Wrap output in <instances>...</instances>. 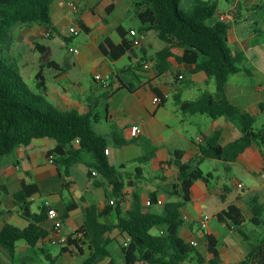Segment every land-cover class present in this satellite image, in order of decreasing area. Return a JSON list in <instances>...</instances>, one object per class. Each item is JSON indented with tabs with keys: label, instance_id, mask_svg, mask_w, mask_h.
Segmentation results:
<instances>
[{
	"label": "crops",
	"instance_id": "obj_1",
	"mask_svg": "<svg viewBox=\"0 0 264 264\" xmlns=\"http://www.w3.org/2000/svg\"><path fill=\"white\" fill-rule=\"evenodd\" d=\"M70 1L77 3L78 10L69 7ZM122 1L129 3L125 13L128 14L134 9L138 18L135 8L138 0H54L51 6L52 24L19 25L17 39H28L40 50L43 49L45 54L52 55L54 46L41 44L37 38L43 36V33L48 30H51V36L55 33H65V36L63 35L65 43L62 45L73 54V59L71 62L65 60L60 62L53 57L47 58L40 63L39 69L34 67L31 70L27 69L29 63L23 61L20 73L23 78L27 76L39 88L37 74L42 70L46 90L43 91L41 88L39 90L49 103L61 110L74 109L80 113L91 112L93 129L109 139L107 155L110 163L116 167L122 166L120 172L123 176L124 173L126 174V180L134 181L135 191L141 197L144 211H162L167 201L177 200L176 196L172 197L169 194V190L177 182L179 172L175 163V151H183L182 161L184 163H189L192 167L198 165L201 167L206 159L202 156L201 149L206 146L211 135L220 131V143L227 145L239 138L242 131L239 124L227 116L213 119L207 114H190L180 109L175 101L176 96L184 100H194L205 91L214 93L216 88L214 81L209 79L204 71H196L195 64L180 63L174 56L169 58V63L173 74L179 73V78L169 73L159 76L156 65L154 70H145L144 61L151 59L156 64V53L164 49L167 44L159 38L158 32L154 29L141 32L143 24L138 28H126L123 18L112 19L113 13ZM215 1L218 3L216 17L219 19L222 16L230 21L229 44L231 48L235 47L232 50L243 52L247 57L242 64L243 70L240 72L250 75L244 70L246 68L252 69V75L263 72L262 66L257 64L260 59L257 54L253 53L254 47L260 41L258 39L260 34L248 33L251 24L247 22V19L260 15L258 11L263 9L264 3L259 0H232L235 2L232 4L231 0H227L232 5L226 7L220 4V0ZM192 2L193 0H184L183 6L190 7ZM82 24L86 26V29L82 28ZM254 24L258 23L254 22ZM119 26H123L128 32L131 29L139 31L141 43H135L138 36L128 34L127 38L135 43L134 48L119 59L112 60L101 51L100 43L107 37L120 42L121 38L116 32ZM71 27L79 29L77 36L81 32L85 34L81 37L80 48H74L69 44L75 36L70 32ZM260 36L264 37V34ZM71 48L78 49V52L71 51ZM137 48L139 50H136ZM172 52L178 55L181 54L182 49L172 48ZM250 61L256 63L255 67L258 69L248 67ZM47 73L49 76L46 75ZM96 74L108 78L109 87L95 80ZM89 75L92 79L94 78L93 81L88 79ZM232 80L230 77L226 85L227 97L242 111L256 117L258 121L264 115V86L255 84L253 79L252 82ZM123 83L127 86L124 87ZM154 89H158L159 93ZM155 97H159L160 101L156 102ZM135 125L142 128V133L137 136L131 134V129ZM112 134H117L118 140L112 138ZM201 136L204 141L198 142V137ZM122 138L133 139V141L121 144L118 141L121 142ZM56 146L57 141L54 138H37L29 146L20 147L3 158L1 184L5 185L8 193L0 192V230L6 222L21 228L29 224L22 215L21 207L15 203L13 198V194L21 189L23 182L37 183L39 186V191L29 198L32 201L31 210L40 212L46 205V201H50L51 206L59 211L62 219L64 217L63 231L68 235L83 226L87 206L96 204L101 212L109 202L108 193L111 192L112 187L102 180L99 174L89 176L87 162L92 161L89 155L85 156V161L72 166L65 184L55 162L49 161V152ZM143 157H145L143 160L148 161V165L147 167L140 166L142 173L137 170L139 166L134 170L129 169L130 162L141 163L143 161L140 159ZM206 160L216 162L215 166L210 165L209 170L201 167L206 174L212 173L213 177L208 182L200 179L193 184L191 200L182 209L186 223L180 235L187 241H198L199 245L195 248L205 258V262L201 264H210L209 261L212 259L205 236L207 234L216 236L220 250L218 264H234L242 260L249 252L250 249L245 250V244H243L249 236L241 228L242 232L238 228L232 229L225 222H221L226 224L230 231L238 230L244 238L237 239L238 242L222 244L221 238L215 234L210 223L213 218H217L216 215L220 211L231 204L238 205L250 220L255 213H259L260 206L259 220L261 223L264 196L260 193L264 190V159L260 148L253 145L241 153L234 162L228 163L215 158ZM79 164L85 165L88 170L87 181L84 184L85 194L80 198L76 194L77 183L73 178L75 172L79 173L78 170L81 172L83 170L77 168ZM236 166L242 170L238 173L241 176L236 180L242 181L244 187L234 186L239 191L233 194L229 184L233 185L236 180L224 179L223 175H225L224 170L230 173L235 170ZM129 191L133 189L129 188ZM154 192L157 193V202L148 205L147 201ZM231 194H233L232 198ZM213 195L220 196L223 204L219 207L215 206L216 210L212 212L207 226L203 227L201 219L207 215L205 204ZM39 198L43 199L42 205L36 211L33 209V203ZM130 198L131 196L127 199V207L131 205ZM72 202L76 203V207L66 212ZM101 221L116 223L115 212L103 215ZM195 224L198 226L197 229ZM42 226L50 231L53 221L47 218ZM153 233H159L158 229H153ZM219 233H223L222 229L218 230ZM223 234L229 235L225 231ZM106 237L113 239L109 249L114 256L118 257L119 262H122L120 255L122 237L119 231L115 229L106 234ZM246 244L250 247V241ZM63 247L65 246L55 245L48 241H40L35 246H31L25 240H19L14 254L7 248L0 247V261L4 264H85L90 254L88 243L82 245V250L75 245H69L66 250H63ZM109 259L110 256H101L94 264H106ZM183 264L199 263L193 258Z\"/></svg>",
	"mask_w": 264,
	"mask_h": 264
},
{
	"label": "trees",
	"instance_id": "obj_2",
	"mask_svg": "<svg viewBox=\"0 0 264 264\" xmlns=\"http://www.w3.org/2000/svg\"><path fill=\"white\" fill-rule=\"evenodd\" d=\"M54 0H0V44L9 36L11 30L20 24L42 23L52 24L51 6ZM183 0H138L135 8L143 26L141 32L156 30L159 38L167 46L155 55L159 76L166 74L179 78V73L171 70L169 58L174 56L180 63L195 64L196 71H204L215 83V92L202 93L194 100H184L180 96L175 101L183 112L190 114H207L216 119L227 116L241 127L239 138L227 145L220 143V131H216L207 140L201 152L204 158H215L234 162L247 148L257 145L264 159V124L256 128V117L242 111L230 101L226 94V85L230 77L243 70L242 64L247 60L243 52H234L229 44V24L227 18H217L218 3L215 0H193L189 10L181 7ZM86 29L85 25H81ZM121 38L116 42L107 37L100 43L101 51L117 60L135 46L130 34L123 26L116 29ZM40 47V46H39ZM42 48V47H40ZM172 48L182 49L181 54H173ZM44 53V50L41 49ZM250 75L252 69H244ZM38 86L46 90V82L42 70L37 74ZM123 86L127 85L123 83ZM159 93L158 89H154ZM37 138H54L57 146L49 152L53 156L59 173L66 178L70 176L73 165L87 162L88 174L100 178L112 187L108 193V203L99 212L96 204L87 206L86 218L82 227L68 235L69 245L82 250L83 244H89L90 254L85 264H94L101 256H110L106 264H183L195 258L197 263L205 262L197 248L190 245L180 235L186 223L183 207L191 200V188L200 179L210 181L212 173H205L198 165L192 167L182 161L183 151H175V163L178 166L177 182L173 184L169 194L177 200H169L162 211H144L141 197L135 191V183L125 180L120 172L121 167L111 164L106 150L108 137L99 134L92 126V113H80L77 110H61L49 103L42 94L33 91L21 73L0 55V192L8 193L1 184V166L4 157L20 147L29 146ZM112 138L118 140L117 134ZM133 141L122 138L121 144ZM145 157L141 158L144 161ZM142 173V167H137ZM132 188L133 191H129ZM39 191L37 183H22L20 190L13 194L15 203L21 207L23 216L29 224L21 228L6 222L0 230V247L7 248L12 254L16 251L19 240H25L35 246L45 241L49 230L42 226L48 218V207L40 212L31 210L29 199ZM131 196V205L127 207V199ZM157 193L150 196L151 203L157 202ZM1 204V201H0ZM76 207L72 202L66 212ZM261 211V207L259 206ZM115 212L117 222L106 223L101 217ZM259 213H255L251 221L259 224ZM220 222H225L232 229H240L247 216L242 209L231 204L217 215ZM66 217V215H65ZM64 219V217H63ZM159 233L154 234L153 229ZM117 229L122 240L120 255L122 262L109 249L113 239L106 234ZM240 232L241 229H240ZM205 241L212 254L210 264H218L220 257L219 241L216 236L207 234ZM82 243V244H81ZM0 264H4L0 261ZM234 264H264V239L253 244L245 257Z\"/></svg>",
	"mask_w": 264,
	"mask_h": 264
},
{
	"label": "rangeland",
	"instance_id": "obj_3",
	"mask_svg": "<svg viewBox=\"0 0 264 264\" xmlns=\"http://www.w3.org/2000/svg\"><path fill=\"white\" fill-rule=\"evenodd\" d=\"M260 2L264 3V0H259ZM232 4L235 3L234 1H232ZM184 0L182 1V6H183ZM220 4L222 6H230L232 5L231 3H228L227 0H220ZM129 6V3L127 1H122L120 2V4L117 7V10L113 13L112 15V19H118V18H123L124 21V26L126 28H131V27H135L138 28L140 26H142V23L140 22L139 18L136 17L134 9L132 11H130L128 14L125 13L126 8ZM84 7V5L82 6ZM186 10H189L191 8L190 7H182ZM258 13L260 15L258 16H252L249 17L247 19V22L251 24L250 26V30L248 31L249 34L252 33H256L257 35H262L264 34V7L262 10L258 11ZM247 17V16H246ZM254 22H257L258 24H254ZM22 25V24H20ZM19 25L15 26L11 32H10V36L3 41L0 44V55L2 56V58H4L9 64H11L12 66H14V68H16L19 72H21V66H22V62H28L29 63V70H31L32 68H37L39 69V65L41 62H43L45 59L47 58H55L56 60L63 62L68 61L71 62L73 59V54L69 52L68 48L64 47L62 44L65 43L64 42V38L63 35L65 36V33H55L54 35L50 36V37H38L37 40L41 43V44H46V45H53L54 50H53V54H49V53H43L35 44L31 43L28 39H17L18 34H17V29H18ZM247 34V33H246ZM84 32H81L79 36L75 35L71 41H69V44L71 46H73L74 48H80V41H81V37L84 36ZM259 38L260 41H258L256 47H254L253 49V53L257 54L258 58L260 59L259 63L262 66V68L264 69V37L260 36ZM161 41V40H159ZM235 47L232 46V49H234ZM136 50H139V48H137ZM256 66V63L250 61L249 62V66L250 68H256L258 69ZM261 71V69H260ZM46 75L49 76V74L47 73ZM88 79L90 81H93L92 76H88ZM233 79V80H232ZM240 80L242 82H247V81H251L252 79L255 81V84H261L264 86V71L261 73H256L255 75H247L244 72H239L235 75L231 76V80L235 81V80ZM24 80L27 82V84L36 92V93H40L39 88L35 85V83L28 79L27 76H24ZM264 120V115L261 116L258 121L255 123V127L256 128H261L263 121ZM208 159V158H206ZM205 159V163L203 165H201L202 168H204L205 170H209L210 165L215 166L216 162H210V160H206ZM148 165V161H143V162H136V161H132L130 162L129 169L134 170L137 166H145L147 167ZM195 167V166H194ZM78 169H83L82 172L80 170L79 173L75 172L73 178L75 179L76 183H77V190H76V194L77 196H82L83 194H85V183L87 181V167L83 164H79L77 166ZM242 170L238 169V166L235 167L234 171H230V173H226V171L224 170V174L223 178L225 179H229V178H233V179H238V177H240L241 175L238 174L240 173ZM213 172V171H212ZM264 174V173H263ZM124 179L126 180V174L124 173ZM231 186V192L237 193L239 190L237 188H234V186L232 184H229ZM249 186V183H248ZM233 194H231V198L233 197ZM261 196H264V190L260 193ZM252 195V194H251ZM250 195V196H251ZM253 196V195H252ZM43 197H49V196H43ZM264 198V197H263ZM230 199V196L228 198V201ZM42 198L37 199L34 201L33 203V209L38 211L39 210V206L42 205ZM227 201V202H228ZM211 202V203H210ZM81 203H83L81 201ZM221 204H223L222 199L220 198V196L218 195H213V197L206 202L205 204V213L207 215H209L210 217L212 216V212L214 210H216V205L217 207H219ZM228 204V203H226ZM1 207V206H0ZM155 212H159V211H155ZM211 227L213 229V231L215 232V234H217L222 241V244H224L225 242L227 243H232L233 241H237V239H244L243 236L240 234V232L238 230H231L227 227L226 224L221 223L216 217L212 219L211 221ZM197 224H195V228L197 229ZM222 229V232L224 233V231L226 233H229V235L231 234V236H227L224 235L223 233H219L218 234V230ZM241 229L243 230L244 233H246L247 236H249V238L247 239V241H250V247L253 244H258L261 240L264 239V209H263V213L261 216V223L260 225L255 224L253 221H251L250 219H248L246 221V223L244 224V226L241 227ZM209 230V229H206ZM247 241H245L244 248L245 250H249L250 247H248ZM238 242V241H237Z\"/></svg>",
	"mask_w": 264,
	"mask_h": 264
},
{
	"label": "built area",
	"instance_id": "obj_4",
	"mask_svg": "<svg viewBox=\"0 0 264 264\" xmlns=\"http://www.w3.org/2000/svg\"><path fill=\"white\" fill-rule=\"evenodd\" d=\"M68 5L73 10H78V8H79V6L77 5V3L75 1H70L68 3ZM220 18L224 19L225 17L221 16ZM70 32L75 34V35H77L79 33V29L77 27H71L70 28ZM139 34H140L139 31H137L135 29H131L130 30V35L138 36V38L135 40L136 44H140L141 43V36ZM43 36L44 37H50L51 36V30H48L47 32H44ZM71 51H74V52L77 53L78 49L71 48ZM155 65H156L155 62L153 60L149 59V60L144 61L143 68L145 70H149L150 71V70H154L155 69ZM95 80L101 82V84L103 86H105V87H109V85H110V82H109L108 78H105L101 74H96L95 75ZM154 100L156 102H159L160 98L159 97H155ZM141 133H142V128L139 125H135V126L132 127L131 134L133 136H137V135H139ZM203 141H204V138L202 136L198 137V142H203ZM106 153L107 154L109 153V149L106 150ZM53 160H54L53 156L49 157V161L53 162ZM16 168H18V166ZM233 186H235L237 188H243L244 184H243L242 181H237L236 180L235 182H233ZM147 204L148 205L151 204L150 199H148ZM46 206L49 209V211H48V219L53 221V227L49 231V234L46 237L45 241H48V242H50L52 244H55V245L65 246L67 244V241H68V234H66L63 231L64 222H63V219L61 217V214L59 213V211L56 208L51 206L50 201H46ZM209 219H210L209 215H204L202 217L201 222H202V226L203 227L207 226V223H208ZM190 245L192 247H197L199 245V243H198V241L191 240L190 241Z\"/></svg>",
	"mask_w": 264,
	"mask_h": 264
}]
</instances>
